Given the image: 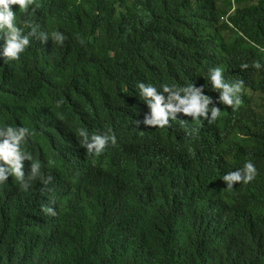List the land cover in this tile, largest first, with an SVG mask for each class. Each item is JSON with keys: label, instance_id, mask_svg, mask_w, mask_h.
I'll use <instances>...</instances> for the list:
<instances>
[{"label": "clouds", "instance_id": "9594fccd", "mask_svg": "<svg viewBox=\"0 0 264 264\" xmlns=\"http://www.w3.org/2000/svg\"><path fill=\"white\" fill-rule=\"evenodd\" d=\"M107 1L0 0L6 250L21 264H56L38 242L59 218L53 203L61 198L78 204L131 264H165L194 247L217 264L264 262V222L250 200L264 194V148L217 146L262 123L264 37L254 32L262 19L238 0ZM136 2H148L149 11L134 16ZM76 7L100 33L121 37L130 71L89 64L66 74L35 45L32 37L49 40L41 27L54 29L62 45ZM38 80L47 97L30 99L19 83L38 87ZM199 164L206 171L172 193L148 188ZM123 175L143 185L132 212L121 206Z\"/></svg>", "mask_w": 264, "mask_h": 264}, {"label": "trees", "instance_id": "16d2710c", "mask_svg": "<svg viewBox=\"0 0 264 264\" xmlns=\"http://www.w3.org/2000/svg\"><path fill=\"white\" fill-rule=\"evenodd\" d=\"M242 4L246 3L249 11H254L260 21L255 25L260 27L255 30L256 38L264 37V0H238ZM111 2L108 0L107 3ZM148 2H136L134 16L145 15L149 9ZM243 5V4H242ZM140 12V13H139ZM241 12H245L244 6ZM90 14L88 11L86 15ZM72 19L68 27L62 29V34L66 37L63 44H57L52 38L51 33L54 29L41 27L40 32L47 33L49 40L45 43L35 37H32L35 45L42 52H47L49 59L60 64L66 74L71 68L79 72H87L86 66L91 64L95 66H108L113 70L125 73L133 67V62L122 52L121 37L103 30L94 22L83 19L85 13L79 7L74 8ZM94 25L99 29L97 34ZM254 30V28H253ZM18 78V75H15ZM19 86L25 91L30 99H40L47 97L45 83L38 80V87L19 83ZM262 102V111H264V100ZM236 134L228 135L217 144L218 149L224 152L226 149L241 145L244 141L258 143L264 148V116L259 128L254 129L250 134H246L245 139L237 141ZM206 171L202 164L198 166L187 165L182 169L175 170L168 179L160 178L159 186L148 185L149 189L165 194L172 193L174 187L181 182L189 180L193 176L200 175ZM124 193L122 208L127 212L137 209V194L142 191L143 185L136 182L129 175H123L120 178ZM130 185H132L131 188ZM252 210L256 218L264 222V194L250 193ZM53 205L60 207V215L55 223L48 226L41 239L38 242L47 252L56 260V264H131L127 259L119 257L117 253L106 243L105 235L100 226L89 217L85 211L79 207L72 199L63 201L56 198ZM1 233V231H0ZM5 239L0 237V264H21L20 260L12 253H8L5 248ZM191 256H181L172 262L165 264H217L218 258H210L197 247L190 249ZM228 264V263H225ZM230 264H258L250 258L238 260ZM259 264H264L261 262Z\"/></svg>", "mask_w": 264, "mask_h": 264}]
</instances>
